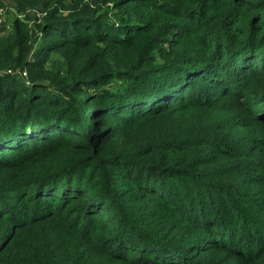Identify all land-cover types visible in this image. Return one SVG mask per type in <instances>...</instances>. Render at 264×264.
Masks as SVG:
<instances>
[{
	"label": "trees",
	"instance_id": "16d2710c",
	"mask_svg": "<svg viewBox=\"0 0 264 264\" xmlns=\"http://www.w3.org/2000/svg\"><path fill=\"white\" fill-rule=\"evenodd\" d=\"M132 1L113 0L125 16L110 22L92 19L86 4L64 16L66 1L49 0L39 52L21 20L8 41L0 39V137L8 141L0 150V175L8 181L0 178V194L9 196L2 199L8 212L0 215L8 251L0 258L7 255L5 264H264V69H255L264 61L258 57L264 0ZM164 43L171 50L160 57ZM55 51H63L67 66L49 75L44 62ZM224 65L230 88L218 87L208 99L188 94L210 86L190 83L191 89L185 76L210 81ZM166 70L181 75L169 82L185 87L181 95L168 102L164 87L160 101L142 107L138 101L161 89L145 88L144 80ZM94 86L100 93L83 101L72 95ZM48 88L62 98L34 95ZM85 116H91L87 131ZM87 164L81 187L70 179L57 183ZM35 203L39 211L59 204L62 214L28 219L19 208ZM76 204L89 207L76 231L61 233L56 223L67 224L63 214Z\"/></svg>",
	"mask_w": 264,
	"mask_h": 264
},
{
	"label": "rangeland",
	"instance_id": "374dc122",
	"mask_svg": "<svg viewBox=\"0 0 264 264\" xmlns=\"http://www.w3.org/2000/svg\"><path fill=\"white\" fill-rule=\"evenodd\" d=\"M47 1H49V0H0V15L2 17V23L0 24V39L3 42L8 41L14 33L15 22L17 20L18 21L21 20V21L25 22L26 25L28 26V29L30 31H32V35L36 41L35 46L37 45L35 51L39 52L40 48H41V44H44L43 35H41L39 30H40V25H42L44 23V21L46 20V17H47V12L45 10ZM65 1H66L65 2L66 3V9L59 11L60 14H63L64 16H68L72 12V9H73L74 13L80 12L81 9H79V8L81 7V5H84V4L89 5L88 15H90V17H92V19L107 17L110 22L111 21L117 22V20H120L121 17L125 16V14H123L124 8L116 6L113 3V0H107V3H108L107 6H102V7H100L99 4H96L94 0H65ZM131 3H132V5L135 4L136 0H133ZM92 19L87 20L90 22L91 27H92ZM103 25H104V22H103ZM102 29H106L105 25H104V27H102ZM160 50H161V52H160L159 56L164 57L165 54L171 50V48L169 47L168 43H164L163 47ZM116 51L117 50L112 49V48H110V50H109V52H116ZM62 52L55 51L54 53H52L48 57V59H46V61L44 62V71L47 74L55 75L56 73H59V70L61 68L63 69L64 66H67L66 63H64V57L61 55ZM258 57H261L263 59L264 55H260ZM32 60L33 59L31 58V61ZM255 66L257 67L255 69H264V61H261V59H258ZM74 67H76V65H74ZM226 69H230V68L227 65H224L223 67H218V68H215L214 70L212 69L215 72H213L211 74L212 75L211 80L210 81H203V82H199V83H198V81L195 82V79H193L191 76H189V77L185 76L184 80L186 81V84L188 86H192L190 83L199 84V87L206 86V84L208 83V85L210 86L209 87L210 91L197 89L196 91L193 92V89H192L194 87V85H193L191 87L192 93H188V94H190V95L193 94V97H195L196 99H199V100L200 99H208L209 97H207V96L212 95L214 93V91L218 89V87L220 88V91H223L224 87H226V85H228V87H226L227 89L230 88L231 87L230 83L233 84L234 82H233L232 75H226L225 74ZM7 72L8 73H14V72H10V71H7ZM206 73H208V71L205 72V74H203V75H206ZM20 74H21V77L23 78L20 80H22L23 83H25V85H22V87L26 90H29V88H31V84L28 82V77H26L25 73H20ZM173 74L181 76L176 71L166 70V72H164L163 74H156V75L152 76L149 80H144L145 82L142 85H144L145 88H147V87H150V88L160 87L161 89L158 90L157 93L154 96H152V98L145 100L146 102L142 103V101H138L139 102L138 104H141L142 107H146V106H148V104L152 105L154 100L160 101L161 97L159 95H160V92L162 90L164 91V89H163L164 87H167L169 90V94L165 95L168 102H175L176 99L181 95V92L185 87H183L182 89H179L178 85H175V86L169 85V82H171L170 80L173 77ZM60 75H62V73H60ZM165 82H167L168 84L166 85ZM144 86H143V88H144ZM100 91H101L100 87H96V86L84 87L83 89L79 90V93L73 92L72 95H74L76 97V100H78L80 102L83 98L91 97L93 95L99 94ZM141 91H143V90H141ZM29 92L31 93L32 91L29 90ZM34 95L37 97L48 98L50 100L53 98H62L61 93L58 92L54 88L44 89L42 91L35 93ZM110 109H114V108L112 107V108H109V110ZM90 118H91V116H85L84 125H83V127L87 126V129L85 131L88 130V127L90 125V123H86V121ZM75 121L79 125L82 123V121H80V122L78 120H75ZM76 128H80V127H78L76 125ZM47 129L48 128H46V130ZM39 130L42 131L41 127L39 128ZM31 132H30V134H31ZM44 136L47 137V134L44 133ZM3 147H8V141L4 140L3 137H0V150H4ZM3 153H5V152H3ZM89 170H90V167L87 164V165L83 166L81 169H79L78 171H76L71 177L58 178L56 181H57V183H60V185H64L67 183V180L70 179L71 181L76 182L75 183L76 185L74 184L75 186L81 187L82 183H83L82 181H84V180H82V179L80 180L79 172L81 171V178H82L85 175V173L87 175ZM0 178L3 181H5V180L7 181V175H5V174H1ZM117 180H118V177H117ZM154 183H155V181H154ZM56 193H58L60 195L62 193V190H57ZM0 195H2L1 200H0V215H1L3 213L6 214V212H8V205H6L5 204L6 201L3 202L2 199L6 200V198L9 196H8V192L1 193ZM62 195H64V194H62ZM77 205L78 204L72 205V206L68 205V209L72 210V211H70V213H72V214H69V213L63 214L65 218L69 217L67 224L65 222L64 223L63 222L56 223L59 226V228L61 229V231H60L61 233H63V232L70 233L71 231L72 232L76 231L75 230V225H76L75 222H79L80 214L82 213V211H87L86 209L89 207V205H80L79 207ZM189 206L190 205L188 204V208H189ZM60 207H61V205H59V204L54 205V204L50 203L45 208H43L41 211H39L38 203H35L32 205H29L27 209L26 208L24 209L21 207L19 209L26 211L25 215L28 219H34V218L41 219L42 217H46V216L54 217V216H52V213H50V210L56 211L55 214H62V210L60 209ZM76 210H77V212H76ZM104 215L107 217V219L110 217V216L108 217L109 212L107 213V211L104 212ZM55 218L56 217H54V219ZM81 223H83V222H81ZM113 244L114 243L110 242V244H107L106 246L112 247ZM6 251H8L7 241L0 242V252L4 253ZM0 256H1V254H0ZM7 261H8L7 255L0 258V264H5Z\"/></svg>",
	"mask_w": 264,
	"mask_h": 264
},
{
	"label": "built area",
	"instance_id": "2783aa9c",
	"mask_svg": "<svg viewBox=\"0 0 264 264\" xmlns=\"http://www.w3.org/2000/svg\"><path fill=\"white\" fill-rule=\"evenodd\" d=\"M2 23V17H1V15H0V24ZM25 75H26V73H25Z\"/></svg>",
	"mask_w": 264,
	"mask_h": 264
}]
</instances>
